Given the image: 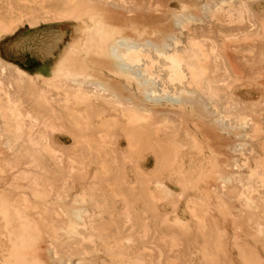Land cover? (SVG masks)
<instances>
[{
  "label": "rangeland",
  "instance_id": "rangeland-1",
  "mask_svg": "<svg viewBox=\"0 0 264 264\" xmlns=\"http://www.w3.org/2000/svg\"><path fill=\"white\" fill-rule=\"evenodd\" d=\"M221 1L0 0L48 53L0 54V264H264V0Z\"/></svg>",
  "mask_w": 264,
  "mask_h": 264
},
{
  "label": "bare ground",
  "instance_id": "bare-ground-1",
  "mask_svg": "<svg viewBox=\"0 0 264 264\" xmlns=\"http://www.w3.org/2000/svg\"><path fill=\"white\" fill-rule=\"evenodd\" d=\"M234 0H231L230 2H233ZM235 1H237V2H240V0H235ZM227 5L228 4V2H226L225 0H222L221 2H220V4H218L220 7H222L221 5ZM224 5V6H225ZM205 7H209L210 8V6L209 5H205ZM214 12V11H213ZM193 18V16H191V17H188L185 13H178V14H175L174 15V17L172 18V20H171V23L172 24H174V25H177V24H179L180 22H184V21H189V20H191ZM145 43H147V42H145ZM216 44V43H215ZM124 45L126 46V48H127V52H125V51H123V52H119L118 51V49L116 48V47H114V46H112L111 48H112V57L115 59V62H116V64L117 65H119L120 67H122V68H128V69H132L133 67H132V65H131V62H132V58L133 57H137V53H138V50H139V48L136 46V44H135V42L134 41H131V42H128V41H125L124 42ZM121 46L122 47H124L123 46V44H121ZM192 51V50H191ZM134 70V69H133ZM148 70L147 69H141V68H139V67H137L136 69H135V74H136V76L138 77V80H139V85H140V94H141V96L142 97H144L145 99H147V100H151V101H153V100H157V99H159V98H165L166 99V95H164V93H163V95L161 96V95H156V89L155 90H147L146 89V84H148V82H149V80H148V78L150 79V77H148V75L146 76V72H147ZM148 77V78H147ZM150 82H152V81H150ZM150 84V83H149ZM152 84V83H151ZM154 87V86H153ZM170 96V98H174V99H177L178 97L176 96L175 97V94H170L169 95ZM113 97V96H112ZM93 98V97H92ZM94 99V98H93ZM80 101V100H79ZM85 111V110H84ZM103 111V110H102ZM132 111V110H131ZM83 112V111H82ZM97 112V111H96ZM95 112V113H96ZM98 113H99V111H98ZM125 113H126V111H125ZM73 114V113H72ZM92 114V113H91ZM87 115V114H86ZM124 116V115H123ZM71 117V116H70ZM128 117V116H127ZM86 120V119H85ZM108 122V121H107ZM78 126V125H77ZM150 127V126H149ZM154 128V127H153ZM128 131V130H127ZM140 133H142V132H140ZM8 135V134H7ZM11 135V134H10ZM13 135V134H12ZM110 135V134H109ZM145 136V135H144ZM36 140V139H35ZM147 140V139H146ZM132 142H133V140H132ZM108 150V149H107ZM27 152V151H26ZM153 174V173H152ZM20 204V203H19ZM74 210V209H73ZM71 212V211H70ZM73 212V211H72ZM73 215L72 216H74L75 218H78V214L77 213H72Z\"/></svg>",
  "mask_w": 264,
  "mask_h": 264
},
{
  "label": "crops",
  "instance_id": "crops-1",
  "mask_svg": "<svg viewBox=\"0 0 264 264\" xmlns=\"http://www.w3.org/2000/svg\"><path fill=\"white\" fill-rule=\"evenodd\" d=\"M33 42H35L34 37L30 36L29 31L17 28L11 35L0 39V54L4 59L17 62L25 68L32 65L36 68L41 67L48 53L45 57H42V54L37 55L38 48L34 47Z\"/></svg>",
  "mask_w": 264,
  "mask_h": 264
}]
</instances>
